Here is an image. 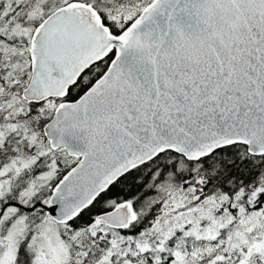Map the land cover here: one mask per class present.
<instances>
[{
	"label": "snow or ice",
	"instance_id": "snow-or-ice-1",
	"mask_svg": "<svg viewBox=\"0 0 264 264\" xmlns=\"http://www.w3.org/2000/svg\"><path fill=\"white\" fill-rule=\"evenodd\" d=\"M0 264H264V0H0Z\"/></svg>",
	"mask_w": 264,
	"mask_h": 264
}]
</instances>
